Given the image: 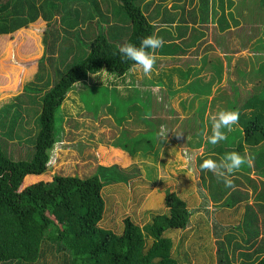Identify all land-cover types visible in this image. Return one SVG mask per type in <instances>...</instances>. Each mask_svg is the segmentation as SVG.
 Instances as JSON below:
<instances>
[{
	"label": "trees",
	"instance_id": "trees-1",
	"mask_svg": "<svg viewBox=\"0 0 264 264\" xmlns=\"http://www.w3.org/2000/svg\"><path fill=\"white\" fill-rule=\"evenodd\" d=\"M117 1L120 13L125 16L124 22L129 24L125 25L127 28L118 26L116 29L110 16L101 12L97 0H0V40L6 36L14 37L19 29L28 28L31 23L45 24L43 48L35 60L37 70L34 81L25 83L22 92L14 95V100L0 108V264H36L38 261L45 264L42 258H45L46 250L53 260H57V264H190V255H194L201 264H211L201 258L203 256H198L195 249L196 239L202 241L205 232L211 240L212 227L216 237H220L215 249L213 240L211 244V251L217 257L216 263L264 264V241L256 242L258 228L246 231L248 234H245V239L240 243L234 231L225 234L230 225H226L221 232L216 229L215 222L206 231L201 227L203 222H207L205 215L208 212L206 202L203 203V199H207L203 189L213 188L212 184L208 186V181L213 183L216 180L213 173L200 169L204 159L209 158L212 153H215L216 159L229 152L240 153L248 146L253 152V165L264 175V105L263 99L258 95L251 102L242 104L239 109L240 113L244 108H251L252 103L258 104L247 117L244 112L240 113L237 141H225L224 144L228 146L207 143L210 144L207 151L196 155L201 187L199 183L192 184L190 180L183 178V182L174 191L164 195L163 211L147 209V212L151 211L150 216L141 212L143 216L140 221L135 216L133 219L128 214L123 215L120 233L102 226L105 212L102 189L105 182H116L121 173L138 168L135 163H100L96 173L83 177L46 173L49 154L53 155L57 144H54L56 112L67 91L88 73H96L102 68L118 76L130 69L132 62L121 60L114 37H118L121 42L119 45L127 42L139 46L144 37L154 32L149 15L143 11L138 0ZM79 8L82 12H79ZM204 9L197 11L198 22H207V19L202 18L207 12L206 7ZM95 15L98 19H94ZM99 22L107 27L106 33L109 29L111 39L98 28ZM56 23L60 24V29L56 28ZM114 52L117 54L113 55ZM45 59L48 64H45ZM64 61L62 70L58 66ZM47 67L52 69L49 71ZM39 83L43 85L40 86ZM257 89L256 87L249 92H257ZM28 91H35L40 99L33 151L29 156L26 154L25 158H21V155L15 159L11 153L25 152L20 149L17 152L9 151L11 145L19 146L17 141L13 142L11 139L21 137L17 132L20 128L15 127L19 114L17 103L23 102L20 100L26 98ZM153 101L162 108L160 101ZM150 112L155 113L154 109ZM159 125L160 123H155L151 127V137L148 136V130L143 134V139L148 136L145 137L147 142L153 143L152 154L155 155L161 144L155 141ZM234 138L231 136L230 140ZM183 143L190 145L188 141ZM199 144L197 142L195 146ZM110 147L109 159L114 156L126 162L130 155L138 151L128 150L125 146ZM142 150H145L142 151V155H145L146 149ZM242 169L248 170V165ZM243 176L250 180L248 174L244 173ZM138 179L141 183L132 182L130 185L133 188L142 185L145 189V184L148 185L149 182L139 174ZM180 193L184 196L181 197ZM215 195L213 193V199H216ZM233 195L234 192H231L223 199L224 205L229 204L226 216L236 215L239 219L242 218L238 223H242V220H249L248 223H251L254 219L243 216V211L248 206L247 201L238 200ZM143 196L138 198V207ZM232 204H235L233 208ZM196 207L199 208L200 215L193 231V235L196 233L195 239L190 235L189 217L198 212V209H194ZM218 215L222 216L221 213ZM144 227L147 228V233L143 232ZM174 229L178 230V238L175 234L170 235V230ZM191 245L193 247L190 248ZM230 246L233 247V257L228 254Z\"/></svg>",
	"mask_w": 264,
	"mask_h": 264
},
{
	"label": "rangeland",
	"instance_id": "rangeland-1",
	"mask_svg": "<svg viewBox=\"0 0 264 264\" xmlns=\"http://www.w3.org/2000/svg\"><path fill=\"white\" fill-rule=\"evenodd\" d=\"M107 1L111 6H109ZM170 1L163 0L164 4ZM223 1L224 4H221V7L218 8V14H221L223 11L222 7L226 4L225 1L228 3L226 5L227 9L229 7V11L225 7L221 26L226 25L228 18H230L233 26L228 30L221 26L219 30H212L214 33L212 44L214 43L215 45H205L202 43L199 46L196 45V48L193 46L189 47V43L194 42L196 38L198 39L197 33L205 34L204 24L202 23L193 25L195 30L192 31L190 39L184 37L179 38L183 33L182 27L185 28V24L181 25L179 22L177 25V32L172 30L175 26L171 24L166 25L169 29L160 28L158 32V36L160 33H166V37L163 38L164 45L160 48L162 52H164V50H169L170 53H180L184 50L187 52V56L185 58L182 56V58H189L190 60H195L196 56L194 55H201V64L203 63L204 70L208 72L204 73L202 76H198L197 73L200 68L195 63H183L181 66V69L184 70L183 76L189 71L196 75L190 77L187 82H180L179 77L177 76L176 78L174 73L176 71L171 68L177 63L169 62L171 67H169L170 73L166 75L167 82L164 83L165 80L163 81L164 77L161 74L155 73L153 76L155 80L158 79L159 81L160 78H163L159 82L161 86L148 87V89L153 88V93L155 92L153 95L154 100L160 101L163 96L160 94L162 90L172 91V89L178 87L179 83L183 84L185 90H187L190 95H202L205 98L187 100L182 95L176 97L170 96V98H168L167 95L165 96L164 102L162 101L161 103L163 106L162 109L159 103L154 102V104H151V99H146L147 93H136L137 87L132 79V75H126L127 78H131L130 83L127 81L117 83L116 81L119 76L102 68L96 73H88L83 80L75 83L71 89L67 91L66 97L58 107L55 124L56 140L54 142V144L56 142L57 144L56 147H54L55 152L52 153L53 155L49 154V159L47 161L48 170L46 172L48 175L59 173L78 175L81 177L88 176L96 173L97 165L100 163H117L124 165L132 162L138 167L130 170L131 172L127 171L130 174H127V172L121 173L122 175L118 177L116 182L112 180L105 182L102 189L105 200V212L102 218V226L120 233L122 229L121 218L123 215L128 214L131 218H136V220L140 221L143 214H149L150 216L149 212L151 211L147 212V209H155L158 212L163 211L162 203L164 195L167 192L174 191L179 183L183 182V178L190 180L192 184L199 183L200 185L201 174L196 164V155L206 152L210 145H207L208 142L204 138L203 133L207 130L208 135H211V117L218 114L221 110H228L220 109V103H227L226 105L233 110H239L242 104L248 101L251 102L255 96L258 95L263 99L264 105V0ZM97 2L101 12L110 16L111 21L115 23L114 26L116 29L118 26L127 28L125 25L129 24L124 22L125 16L120 13L117 0H97ZM145 2L147 1L145 0L144 3ZM138 3L141 5L142 0H138ZM150 4H152V2ZM173 5L180 6V0H174L169 3V5L162 6L161 8L167 11L168 14L166 16L170 17L169 20L171 19L177 22L179 19ZM141 7L144 9V6ZM199 10L200 8L196 7L194 10H190V12L194 14ZM227 11L229 12L228 14ZM79 12H82L81 8H79ZM186 17L190 22L193 20L191 18H194V20L196 19V16L187 15ZM96 18L98 19L97 15H95L94 19ZM202 18L207 19V14H204ZM100 23L101 22H99L98 28L111 39L110 37L112 34L108 32L109 29H107L106 33L105 30L107 27L105 24L100 25ZM55 26L57 29H60V24L56 23ZM44 28L45 24L43 22H34L31 23L27 29H19L16 34H14V37L13 35L6 36L5 39L0 40V108L12 102L14 100V95L22 92V87L25 83L31 80L34 81V75L37 70L35 60L40 56L43 48L42 34ZM53 28L54 26L51 30H53ZM189 29H191V27H189ZM207 30H209V28H207ZM63 34L64 33H62V35ZM114 39L117 41L118 45L121 43L118 37H114ZM220 51L226 58L221 55ZM192 53L194 55H191ZM189 54L190 56H188ZM222 59L227 61L226 68H224L226 69L225 79L222 80V87H218L219 91L214 94L212 93V87L221 78ZM46 61L45 59V64H48ZM55 64H58V62ZM64 64L65 61L60 63V65L58 64V68L64 70ZM47 68L49 71L52 69L51 67ZM173 74L177 79L175 83L172 81L169 82V80L174 77ZM39 85L41 86L43 84L39 83ZM256 87L258 88L257 92H249V90H253ZM222 88L225 89V91ZM222 90L223 92H221ZM207 94L208 96H206ZM25 96L26 98L24 99L23 97L20 101L26 103H17L19 104V114L18 117H16L15 127L20 128L17 132L21 137L19 139H11L13 142L17 141L19 146L17 144L14 146L11 145L9 149L11 152H17L19 149L25 152L17 154L11 153L15 159L19 158L21 155V158H25L26 154L29 156L31 151H33L32 143L37 130L40 99L35 91H28ZM212 97H214L215 100ZM216 98L220 102H218ZM208 101H212V103L209 105L205 104L203 108H201V105L203 103H208ZM21 104L24 105L21 106ZM251 105L253 106L250 111L254 110L256 108L255 106H258V104L255 103ZM178 106H186L188 109L185 112L178 109ZM152 109H154L155 113L150 112ZM184 112L187 117L180 118L179 114H183ZM243 112L246 114L249 110L243 109L240 113ZM24 114L26 116H24ZM245 116L247 117L248 114ZM162 120H165L167 125L172 123L170 127V132L172 134L175 129L181 126L180 130L174 133V139L178 145L176 146L175 152H170L171 154L164 153L163 149L160 148L155 155L152 154L153 143L147 142L145 137H151L150 133L153 130L151 127H153L155 123H160ZM161 126L167 129L166 124H160L158 132H160ZM234 126L235 128L238 127V123ZM184 128L192 129L196 135V140L190 141L188 138L189 132ZM200 129L201 134L198 132ZM146 130H148L149 133L148 136H145L143 139V134ZM1 132L2 130L0 128V133ZM120 140H122V142H120ZM185 140L188 141V144H190L189 146L186 145L187 143H183ZM11 141L9 140L8 142ZM197 142L200 144L195 146ZM156 143H158L157 140ZM224 143L225 141L220 142V144L228 146ZM164 144H166V142H163L161 146L164 147ZM111 145L122 148L125 146L128 150H138L136 151L138 153H136L137 155L133 154L129 157L128 162L123 160L120 161L114 156L109 159L108 156L111 152ZM142 149H146L145 155H142V151H145ZM9 151H7L8 154ZM251 151V148L245 146L240 153L242 155L247 154L251 159V165L248 166V168H250L249 173L252 177H256L253 170H251L253 166V152L251 153ZM188 157H192V159L188 160ZM138 174L149 182L148 185L145 184V189L142 185H136L135 188L130 185L132 182L141 183L140 179H138ZM236 176L242 179L241 175ZM218 182L219 184H216L219 185V187L216 186V188H214V194H220V190L225 188V186H221L224 185L222 181ZM241 187H243L242 184L237 185L236 189L240 190ZM144 190L147 191L145 192ZM208 190L210 191L209 188L203 189L204 194L210 197L211 195ZM248 195L249 192H247V196ZM141 196H143L142 202L138 207V198ZM180 196L183 197V193H180ZM204 202L207 204L208 212L206 215L204 213V215L208 223L203 222L201 227L203 230L205 229V231L209 229L208 226L211 228L214 222L219 232L224 230L226 225H230L231 228H227L225 234L234 231L238 241L242 243V239H245L246 231L257 229V227H259V230L264 228L263 215V221H261V223H256L255 221L248 223V221L244 222L243 220L242 223H238L242 218L239 219L236 215L233 217L226 216L228 215L226 212L229 204L217 208L211 213V211L209 212L211 205L208 209V199H203V203ZM194 209H198V212H194L189 217L191 222L189 225L191 229H189V231L190 235L194 236L196 239V233L193 235V231L196 226V219L200 215H198L200 210L197 207ZM251 211L253 210L250 209V212ZM141 212L143 214H141ZM201 213L203 214L202 211ZM219 213H221V217H219ZM248 217L250 216L248 215ZM231 218H233V220H230ZM141 223L142 222H140V224ZM237 224H240V226H237ZM170 231L171 236L175 234L177 235L176 238H178V230L174 229ZM143 232L147 233V228L144 227ZM210 233L212 237L214 233L213 227ZM202 237V241L196 239L195 251H197L198 256H203L201 258L205 259L207 262L211 264L214 262L215 264L217 257L215 254L213 255L211 251V244L213 238L215 249L217 246L216 237L213 236L210 240L206 232ZM183 244H185L184 241ZM191 247L193 246L191 245L190 248ZM223 249L226 251L225 247H223ZM228 254H231V257L234 256L233 247H229ZM44 255L45 258H42V260L45 261V264L58 263L57 260H53L49 251L46 250ZM189 257L191 258L190 264H201L194 255H190ZM237 263L238 262L234 264ZM36 264L42 263L38 261Z\"/></svg>",
	"mask_w": 264,
	"mask_h": 264
},
{
	"label": "crops",
	"instance_id": "crops-1",
	"mask_svg": "<svg viewBox=\"0 0 264 264\" xmlns=\"http://www.w3.org/2000/svg\"><path fill=\"white\" fill-rule=\"evenodd\" d=\"M144 1L145 0H142L141 6H144V9L143 8L142 9L147 15H149V19H150L151 23L154 26V32L153 33L156 32L155 34H157V35H158V32H159L160 28L169 29L168 27H166V25H169V24L174 25L175 27H173L172 30L177 32V25L180 23L181 25L185 24V28L182 27L183 33H182V35L179 38L184 37V38L190 39V35L192 34V31L195 30L193 25H196L197 23L204 24V32H205V34L197 33L198 34V39L196 38L194 42L189 43L188 44L189 47H191V46L195 47L196 45L199 46L202 43L205 44V45H210L213 42V36H214V33L212 32V30H215V29L219 30V28H221V27H223L224 29L228 30L229 28H231V26H233L231 24L230 18H228V21H226L227 23L225 22L226 23L225 26H221V23H223L222 19H223L224 9H225V7L227 9V5H226V4H228L227 1H225L226 4L222 7L223 11L221 12V14L220 13L218 14V8L221 7V4L222 5L224 4L223 0H180V6L173 5L175 7L176 14H177L178 19H179V20H177V22L174 21V20H171V19L169 20L170 17L166 16L168 14L167 11H165L164 9L161 8L162 6L169 5V3L173 2L174 0H171V1L169 0L170 2L166 3V4H164L163 0H146L147 2H145V3H144ZM228 1H230V0H228ZM151 2H152V4H150ZM157 5H159V6H157ZM196 7L200 8V10H199L200 12L204 11L205 10L204 7H206V9H207V12H206L207 20L206 21L207 22H198L197 19L199 17H198L197 12H195L194 14H192L190 12V10H194ZM227 10L229 11V7H228ZM228 11H227V14L229 13ZM187 15L196 16V19L194 20V18H191L193 20L190 22L187 19V17H186ZM189 27H191V29H189ZM207 28H209V30H207ZM22 29H27V28H22ZM159 36L162 37V38H165L166 37V33H160ZM212 45H215V44L213 43ZM186 53L187 52H185L184 50H182L180 53H170L169 50H166V51L164 50V52H162L160 50V48H159V49L156 50V55L158 56V60H157L156 66H155V68H154V70H153V72L151 73L150 76L144 75L142 70L141 71L132 72V71H129V69H128L124 74H122V75H120L118 77L116 82L117 83H119V82L122 83V81H127L128 83H130V79L131 78L130 79H129V77L127 78L126 75L127 74L132 75V79H133V81H134V83L136 84V87H137L136 93H147L146 99L147 100L151 99L150 102L152 104L154 102L153 101L154 100V96L153 95H154L155 92L153 93V88L148 89V87L161 86V84L159 82L163 78H160L159 81H158V79L155 80L154 77H153L155 75V73L161 74L164 77V79H163V81L165 80L164 83L167 82L166 75H167V73H170L169 72V70H170L169 67H171V65H169V62L177 63V64H174L171 68H172V70L174 69L176 71L174 73L176 75V78H177V76L179 77L180 82L181 81L187 82L190 77L196 75V74H192V72L189 71V72H186L185 76H183L184 70L181 69V66H182L183 63L184 64L195 63L200 68L198 70L199 72L197 73L198 76H202V75H204V73L208 72V71L204 70L205 68H204L203 63L201 64V57H200L201 55H194L192 53L191 55L196 56V58H195V60H190L189 58L184 59L187 56ZM197 54H198V52H197ZM221 55L226 58V56L222 52H221ZM182 56H184V58H182ZM188 56H190V54ZM222 61H223V64L221 65V69H222L221 78L212 87V90H213L212 93H214V94H216V92L219 91L218 87L219 88L222 87L221 86L222 85V80L225 79L224 77H225V74H226V71H225L226 69H224V68H226L225 66L227 65V61H225L224 59H222ZM197 66H195V67H197ZM209 69H211V68H209ZM171 75H172V73H171ZM175 75L173 74L174 77H172L169 80V82H171V81L174 82V83L176 82L177 79L175 78ZM120 86H122V85H120ZM164 90H162L161 93H160V94L163 95L161 97V100H160L161 103H162V101L164 102L165 96H167V95H168L167 96L168 98H170V96L176 97L178 95H182L187 100L188 99H193V98L194 99H196V98H199V99L200 98H205L202 95H198V96L190 95L187 92V90H185V87L183 86L182 83H179L178 87H175L174 89H172V91H169V90L164 91ZM223 90L225 91V89H223ZM223 90L221 92H223ZM206 96H208V94ZM212 98L215 100L214 97H212ZM217 101H218V99H217ZM218 102H220V101H218ZM211 103H212V101H210V102L208 101V103H203L201 105V108H203V106L205 104L209 105ZM221 104H223V105H221ZM226 104L227 103H220L219 104L220 109H232L231 107H228ZM221 106H223V107H221ZM184 107H186V106H182V107L178 106L177 108L186 112L188 107H186V108H184ZM215 107H217V106H215ZM173 108H174V106H173ZM217 108H219V107H217ZM162 109H163V106H162ZM244 109H248L249 110V112H246V114L249 115L251 108L249 107V108H244ZM185 112L183 114H179L180 118L187 117ZM160 124H166L167 129L166 128L165 129H166V132L168 134H167V136H164V137H160L159 135H158V137H156V140L158 142L162 143V144L159 145V150H160V148H162L163 152L167 153V154H169L170 152L171 153L175 152L176 146L178 144H177L176 140L174 139V133H176V131H179L181 126L178 127L177 129H175L173 134H172L170 132V127H171L172 123L167 125L165 120H162V121H160ZM239 128H240V123L238 122V127L235 128V126H234L233 130L231 132L227 133V137H229V138H227V140H225V141H230V142L231 141H237L236 138H237L238 134L236 133V130L239 129ZM186 131L189 132L188 133L189 134L188 138L190 139V141L196 140L195 139L196 135H195V133L192 130L186 129ZM198 132L201 134V129L198 130ZM231 136H234L235 138L230 140ZM163 142H166V144H164V147L161 146V145H163ZM163 152H162V154H163ZM136 153H138V152H135V154ZM251 153H252V151H251ZM132 155H130V157ZM249 170H250V168H248V170H244V169L241 168L239 171L235 172L230 177L233 180V182H234V187H231V188L225 187L224 189L220 190L221 193L220 194H216L214 196V198H216V199L212 198V193H215L214 190H213L214 187H216V186L219 187V185H217V184H219V182H218L217 179L213 183H211V182L209 183V181H208V186L210 184H212V186H213V188L209 187L210 191L208 190L210 192L209 194L211 196L210 197H209V195L207 196L208 203H209L208 209H209V206L211 205V209L209 210V212L211 211V213H212V212H214L213 210H216L217 208L223 207L224 206L223 199L228 197V195H230L231 192H234V195H236L238 200L247 201L248 206L245 207V209L243 211V214H244L243 216L247 217L248 219H254L253 221H255L256 223L257 222L261 223V221H263V216H264V175L261 174V171H259V169L256 168L254 165L251 167V170H253V172L255 173L256 177H252L250 175V173H249ZM244 173L248 174V177H249L250 180H247L243 176ZM236 175H238V176L241 175L242 179H240ZM200 182H202L201 179H200ZM241 184L243 185V187H241L240 190L236 189V186L237 185H241ZM221 186H225V185H221ZM247 192H249L248 196H247ZM234 205L232 204L231 207L233 208ZM250 209H252L253 211L250 212ZM233 210H236V208H234ZM248 215L250 217H248ZM247 221H249V220H247ZM257 228L259 229V227H257ZM213 236L216 237V234L214 235V233H213L212 237ZM218 238H220V237L219 236L216 237L215 240L218 241ZM256 238H257L256 242L264 241V228L259 230V233H258ZM212 240L214 241L213 238H212Z\"/></svg>",
	"mask_w": 264,
	"mask_h": 264
},
{
	"label": "clouds",
	"instance_id": "clouds-1",
	"mask_svg": "<svg viewBox=\"0 0 264 264\" xmlns=\"http://www.w3.org/2000/svg\"><path fill=\"white\" fill-rule=\"evenodd\" d=\"M163 45V38L153 33L144 37L139 46L126 42L122 45H117V50L122 61L132 62L129 71L136 72L142 70L144 75L150 76L158 60L156 50L162 48ZM116 54L117 52L113 53V55ZM239 117L240 113L238 109L221 110L218 114L211 117V135L209 136L207 130H205L203 133L204 138L211 145H217L221 141L227 140V132L233 130V126L238 123ZM167 134L164 126H161L158 135L164 137ZM214 157L215 153H212L209 158L204 159L200 164V169L213 173L218 181H222L225 187L229 188L234 187V182L230 177L243 166L251 165V159L247 154L242 155L236 151L226 153L219 157V159ZM191 159L192 157H188V160Z\"/></svg>",
	"mask_w": 264,
	"mask_h": 264
}]
</instances>
